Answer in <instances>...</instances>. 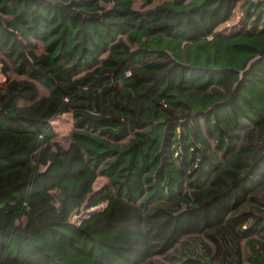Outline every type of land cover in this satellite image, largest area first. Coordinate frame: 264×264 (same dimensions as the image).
Wrapping results in <instances>:
<instances>
[{
	"label": "trees",
	"instance_id": "1",
	"mask_svg": "<svg viewBox=\"0 0 264 264\" xmlns=\"http://www.w3.org/2000/svg\"><path fill=\"white\" fill-rule=\"evenodd\" d=\"M0 72V264H264V0H0Z\"/></svg>",
	"mask_w": 264,
	"mask_h": 264
},
{
	"label": "rangeland",
	"instance_id": "2",
	"mask_svg": "<svg viewBox=\"0 0 264 264\" xmlns=\"http://www.w3.org/2000/svg\"><path fill=\"white\" fill-rule=\"evenodd\" d=\"M240 15H241L240 11L237 10L233 18L227 24L228 25L233 24L234 22L239 20ZM3 79L4 76L0 72V81H2ZM57 130L61 138H67L70 135V131L72 130L71 118L65 117V120H63V122L60 124V127H58ZM87 178H88V184L93 186V188L95 189H99L108 181L106 177L102 176L101 174L97 176V174L95 173H90ZM31 227H34V224L32 222H31Z\"/></svg>",
	"mask_w": 264,
	"mask_h": 264
}]
</instances>
